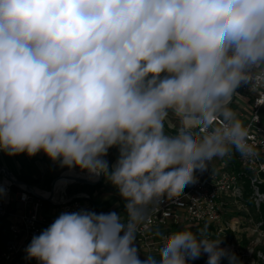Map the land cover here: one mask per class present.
<instances>
[{
    "label": "clouds",
    "instance_id": "clouds-1",
    "mask_svg": "<svg viewBox=\"0 0 264 264\" xmlns=\"http://www.w3.org/2000/svg\"><path fill=\"white\" fill-rule=\"evenodd\" d=\"M242 83L264 87V0H0V151H43L89 178L103 174L127 214L62 212L33 236L28 257L189 264L207 254V264H239L221 239L188 228L162 235L144 260L136 244L150 213L214 158L258 157L229 107Z\"/></svg>",
    "mask_w": 264,
    "mask_h": 264
},
{
    "label": "built area",
    "instance_id": "built-area-1",
    "mask_svg": "<svg viewBox=\"0 0 264 264\" xmlns=\"http://www.w3.org/2000/svg\"><path fill=\"white\" fill-rule=\"evenodd\" d=\"M229 107L249 127L252 142L259 152L258 157L249 160L233 150L230 157L217 159L220 162L218 170H215L214 158L208 163V170L196 173V183L187 186L181 196L172 200L165 198L158 210L150 213L148 220L140 226L137 233L140 250L146 255H157L163 243L161 236L174 232L173 228L184 222L199 224L200 227L194 231L209 239L225 238L228 230L232 229L229 217L235 211L251 226L240 234L253 238L251 246L243 248V252L239 251L233 241L238 243L242 240L240 236L241 239H230L225 245L220 244V247L238 256V253L252 251L258 237H264V216L261 214L264 211V192L261 191V186L264 185V177L261 176L264 174V87L251 89L250 84L242 83L236 89ZM228 166H231V171L227 170ZM0 177V188L4 189V193L0 195V222L10 216L6 207L11 201L23 207L22 212L16 216L17 220L8 225L12 240L0 247V262L22 264V258H29L25 249L33 236H38L50 224L40 216L42 200L32 196L24 185H15L17 180L14 176L11 175V179H8L0 173ZM56 190L57 188L55 193ZM35 193L47 198L49 191L35 190ZM57 208L59 215L66 211L94 210L91 199L83 193L62 200ZM238 224L243 226L242 223ZM206 228L210 229V234L201 233L200 230L204 231ZM256 257L258 261L264 260V256L259 253H256ZM222 258L228 260L227 257ZM193 262L194 260H190L189 264Z\"/></svg>",
    "mask_w": 264,
    "mask_h": 264
},
{
    "label": "crops",
    "instance_id": "crops-1",
    "mask_svg": "<svg viewBox=\"0 0 264 264\" xmlns=\"http://www.w3.org/2000/svg\"><path fill=\"white\" fill-rule=\"evenodd\" d=\"M111 149V152L108 150L107 155L103 157V159L108 162L109 168H111L116 163L119 157L118 147L114 146ZM4 160L0 164V167L5 168L10 175L15 177L17 181L27 184L38 192H48L51 183L64 173H60L61 170L68 168L61 167L59 162H53L43 151L32 157H29L26 153H21L15 156H8V158ZM103 176L104 175H102V178ZM71 183L72 182L57 188L52 201L48 202V207L44 208L42 206L40 216L45 218L50 225L52 224V219L59 216L57 204L64 199H69L80 193L87 194L89 196L94 206L93 212L97 214L116 212L122 216L124 221H127L126 209L124 207L125 201L119 195V190L114 185H112V183L108 181L106 177L103 178V181L100 183L99 187L90 192H80L75 188L73 192L68 193V191H71V188H69L70 186H68L71 185ZM6 208L10 216L0 222V235L2 233L3 227H6L7 232L9 233L8 225L17 220L16 216L22 212L23 207L16 204L14 201H11ZM9 235L12 238L10 233ZM136 246L139 249V258L141 260L146 259V254L140 250V239L138 237ZM27 262L28 264L30 262L37 263L34 258H28Z\"/></svg>",
    "mask_w": 264,
    "mask_h": 264
},
{
    "label": "rangeland",
    "instance_id": "rangeland-1",
    "mask_svg": "<svg viewBox=\"0 0 264 264\" xmlns=\"http://www.w3.org/2000/svg\"><path fill=\"white\" fill-rule=\"evenodd\" d=\"M239 118V116H238ZM178 124H177V121L175 119V117H172L170 116L168 121L166 122V126H165V130L167 133L169 134H174L173 132L176 131V128H177ZM111 148L109 149V151L111 152ZM9 155H7L5 152H1L0 151V164L3 162L4 159H7ZM218 158H215V164H214V167H215V170L220 167V162L217 160ZM5 161V160H4ZM68 170H75V171H81V172H84L82 171L81 169H79L78 167H74L72 169H69V168H64L61 170L60 173H65V171H68ZM228 171H231V166H228L227 168ZM64 173L62 175H64ZM57 175V174H56ZM55 175V176H56ZM70 186L69 188H71V191H68V193L70 192H73V190H75V185L74 183H71V185H68ZM50 190V188H49ZM42 206L44 208H47L48 207V202H42ZM233 210H236V209H233ZM57 217H54L52 219V223L53 221L56 219ZM230 218V225H231V230H228V232L226 233V237L225 238H222V242H221V245H225V243L230 240V239H241L240 238V234L241 232H245L244 229L246 230H249L251 228L250 225L246 224V220L242 219L239 215V213L237 211H235L234 213L231 214V216L229 217ZM238 223H242L243 226H241L240 224ZM245 226V227H244ZM198 227H200L199 224H195V223H189V222H184V223H181L179 224L178 226H175L173 228V231H177V230H181L183 228H188L190 229L191 231H194L196 230ZM243 228V229H242ZM202 234H210V229L206 228L203 230H200ZM198 235V234H197ZM9 240H12V238L10 237L9 233L7 232V228L6 227H3V230H2V233L0 235V247H3ZM224 242V243H223ZM254 247L259 249L260 251L257 252V254H261L262 256H264V251H261V250H264V237H261L259 236L258 239L255 241V244H254ZM239 251H244L243 248H240L239 247ZM241 252V253H242ZM247 253L245 254H240L238 253V258L239 259H244L245 261H250L252 260L253 258V253L255 252L254 249H252V251H245ZM27 257H24L22 258V264H27ZM34 260L36 262H39L36 258H34ZM208 260V255L207 254H202L198 259H195L193 264H199L200 262H207ZM261 262H264V260H261V261H258L257 258L256 259H253V261H251L249 264H261ZM0 264H5V263H2L0 262Z\"/></svg>",
    "mask_w": 264,
    "mask_h": 264
},
{
    "label": "water",
    "instance_id": "water-1",
    "mask_svg": "<svg viewBox=\"0 0 264 264\" xmlns=\"http://www.w3.org/2000/svg\"><path fill=\"white\" fill-rule=\"evenodd\" d=\"M233 97L231 98V101H232ZM230 101V103H231ZM0 173H2L6 178L8 179H11V175L7 172V170L5 168H2L0 167ZM102 175L101 174L99 177H98V180L96 181H93V182H90L88 180H84V179H81V178H74L72 179V183L74 184H80V185H86V186H95L96 184H98L102 178ZM62 177V175H60L59 177H57L52 183H51V186H50V190H49V194L47 196V198H43L42 196L38 195L35 193V189L28 186L27 184L25 183H22L20 181H16L14 182L15 185H24L27 189V191L32 195L34 196L35 198L37 199H40L42 200L43 202H50L52 200V198L54 197V194H55V189H56V183L57 181Z\"/></svg>",
    "mask_w": 264,
    "mask_h": 264
},
{
    "label": "trees",
    "instance_id": "trees-1",
    "mask_svg": "<svg viewBox=\"0 0 264 264\" xmlns=\"http://www.w3.org/2000/svg\"><path fill=\"white\" fill-rule=\"evenodd\" d=\"M261 176L264 177V174H262ZM104 177L105 176H103V178ZM103 178H101L100 182L98 184H96L95 186H86V185L76 184L75 185V188H76V190H78L80 192H82V191H89V192L90 191H93L94 189H96L97 187L100 186V183L103 181ZM261 191L264 192V185L261 186ZM261 214H262V216H264V211H262ZM193 232L196 233V234H198L197 235L198 237L200 236L199 233H197L195 231H193ZM241 237H242V240H240L238 243L233 241V243H235L238 246V248L239 247L240 248H249L251 246V242H252L253 238H251L249 236L247 237L246 235L241 236ZM254 250H255V252H254V255H253L252 260H250V261H242V260L238 259L239 264H249L251 261H253V259H256L257 258L256 257V253L258 251H260V250L257 249V248H255V247H254ZM261 251H264V250H261ZM199 264H207V262H203V263L200 262ZM220 264H229V260L224 259V258H221Z\"/></svg>",
    "mask_w": 264,
    "mask_h": 264
},
{
    "label": "bare ground",
    "instance_id": "bare-ground-1",
    "mask_svg": "<svg viewBox=\"0 0 264 264\" xmlns=\"http://www.w3.org/2000/svg\"><path fill=\"white\" fill-rule=\"evenodd\" d=\"M74 178H81L84 180H88L90 182L98 180V177L96 178H89V175L86 171L81 172V171H75V170H68L62 175V177L57 181L56 183V188L62 187L66 184H69L72 182V179ZM46 196V194H44Z\"/></svg>",
    "mask_w": 264,
    "mask_h": 264
}]
</instances>
